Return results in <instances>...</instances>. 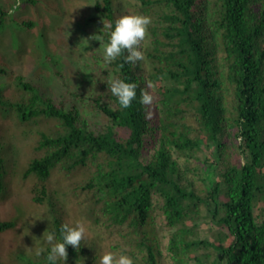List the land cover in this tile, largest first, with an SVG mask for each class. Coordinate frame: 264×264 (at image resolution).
<instances>
[{
    "label": "trees",
    "instance_id": "trees-1",
    "mask_svg": "<svg viewBox=\"0 0 264 264\" xmlns=\"http://www.w3.org/2000/svg\"><path fill=\"white\" fill-rule=\"evenodd\" d=\"M88 2L80 36L100 34L101 43L89 41L80 75L68 78L52 53L44 58L52 80L0 63V114L35 134L23 176L36 180L32 199L44 207L39 228L26 229L28 249L0 264H47L34 250L68 222L61 173L78 179L93 232L57 264H99L109 251L134 264H264V0ZM9 14L0 5V31ZM130 14L151 18L144 58L105 63L104 23ZM113 79L138 85L130 108L108 90ZM18 163L0 135V192ZM16 224L0 219V233Z\"/></svg>",
    "mask_w": 264,
    "mask_h": 264
},
{
    "label": "rangeland",
    "instance_id": "rangeland-1",
    "mask_svg": "<svg viewBox=\"0 0 264 264\" xmlns=\"http://www.w3.org/2000/svg\"><path fill=\"white\" fill-rule=\"evenodd\" d=\"M88 4V0H0V5L10 10L7 26L0 31V63L22 75L44 76L52 80L49 65L44 59L47 53H52L61 62L66 76L74 78L89 61L93 46L89 42L84 47L85 39L80 36V32L87 27ZM13 17L32 19L34 25L18 27L11 21ZM51 88L57 92L55 82ZM0 135L11 141L12 150L19 159L16 167L6 168L4 192H0V219L17 220L15 228L0 233V258L9 263L12 251L22 247L28 249L26 229L28 226L39 228L44 219V207L32 199L36 180L23 176L35 143V134L19 126L13 118L0 114ZM58 177L69 193L68 223L81 221L85 225V234H92L89 219L79 209L81 195L77 196L78 191L75 190L78 179L67 177L64 173L58 174ZM54 181L55 178L51 179L52 185ZM109 236L114 240V234ZM164 253H168L167 246Z\"/></svg>",
    "mask_w": 264,
    "mask_h": 264
},
{
    "label": "clouds",
    "instance_id": "clouds-1",
    "mask_svg": "<svg viewBox=\"0 0 264 264\" xmlns=\"http://www.w3.org/2000/svg\"><path fill=\"white\" fill-rule=\"evenodd\" d=\"M151 18L142 14L123 15L112 23L105 24L103 28L107 31V41L103 47V59L105 63L116 61L121 56L125 62L135 63L144 58L143 52L140 50L141 42L145 39L148 25ZM90 40H98L101 43V35L93 34L85 38L84 47L89 44ZM126 53V55H125ZM107 88L110 90L123 109L130 108L133 101L137 97V87L135 82H129L126 79H113L106 82ZM142 104H151L152 97L146 92H142L140 96ZM85 225L81 221L75 223L65 222L59 230V238L55 230L49 231L45 237V241L49 246L47 249L43 246L35 248L34 253L37 257L45 254L47 264H57L58 260L67 259V247L72 246L75 249L81 247V242L85 239ZM99 264H134L131 256L121 253L118 257L115 252H105L100 256Z\"/></svg>",
    "mask_w": 264,
    "mask_h": 264
}]
</instances>
